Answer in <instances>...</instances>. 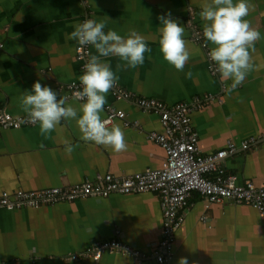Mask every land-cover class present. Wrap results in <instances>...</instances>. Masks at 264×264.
Returning <instances> with one entry per match:
<instances>
[{
	"label": "crops",
	"instance_id": "1",
	"mask_svg": "<svg viewBox=\"0 0 264 264\" xmlns=\"http://www.w3.org/2000/svg\"><path fill=\"white\" fill-rule=\"evenodd\" d=\"M210 0H0V107L21 117V128L0 127V194L7 190L41 189L81 183L100 173L127 176L163 166L166 151L151 138L164 130L160 110L141 108V100L155 99L174 109L193 99L205 102L193 114V128L203 154L238 145L222 161L238 183L264 182V0H249L247 17L261 33L250 49L252 70L231 89L208 58L214 47L191 39L186 22L191 10L203 28L202 6ZM171 13L185 29L190 59L178 71L160 51L159 16ZM87 19L103 21L105 32L127 36L131 29L143 35L151 48L143 65L125 67L118 57L105 58L119 76L107 93L101 114L108 127L119 125L126 149L86 142L75 119L61 120L46 138L39 123L29 121L21 104L24 91L35 82L47 85L78 110L70 84H80L85 61L77 58V42L68 39L74 26ZM96 54L94 47L90 55ZM121 65L117 68V65ZM191 71V78L186 73ZM82 87V85H80ZM132 93L134 100L126 96ZM108 104L125 112L110 118ZM143 125V128H141ZM253 138L249 148L241 141ZM73 146L66 154L64 141ZM214 176L213 173H210ZM183 222L175 233L174 255L167 263L143 261L117 251H104L95 259L92 247L118 237L152 253L156 236L165 229L162 197L157 191L115 192L81 197L73 203L8 210L0 207V264H264V217L257 207L232 201L209 202L194 193L182 210ZM83 259L72 258L82 251ZM78 256V255H77Z\"/></svg>",
	"mask_w": 264,
	"mask_h": 264
},
{
	"label": "built area",
	"instance_id": "2",
	"mask_svg": "<svg viewBox=\"0 0 264 264\" xmlns=\"http://www.w3.org/2000/svg\"><path fill=\"white\" fill-rule=\"evenodd\" d=\"M196 11L189 14L186 25L191 30V39L206 45L203 28L195 21ZM5 47L0 43V51ZM92 46L80 47L77 44V58L87 61ZM213 71H216L214 63ZM81 84H70L69 89L75 93L82 90ZM126 96L135 101L132 93ZM192 106L180 103L174 109L163 105L155 99L141 100V108L160 110L164 130L151 132V138L161 143L166 151L163 166L157 169H147L127 176L112 173H100L95 178L86 179L81 183L46 187L31 190L3 191L0 194V207L8 210L19 208H39L56 203H73L81 197L95 195L107 196L111 193H143L157 191L162 197V207L165 217L164 231L154 237L155 241L151 254L144 252L139 246L127 243L118 237L101 241L92 247L93 257L99 259L104 251H117L141 261L154 258L160 263H167L174 255V240L177 229L183 222L182 210L187 208L194 193L205 197L209 202L232 201L236 204H250L258 208L264 217V182L256 185L252 181L238 183L236 174H227L222 161L230 151L238 147L229 141V149H221L215 153L203 154L198 146V135L194 131L190 112L204 105L202 99H193ZM105 106V105H104ZM110 110V118L124 117L125 112L113 105L106 106ZM110 121V119H106ZM21 117L0 107V127L11 126L21 128L24 125ZM143 128V125H141ZM253 138L241 141L243 148L249 147ZM213 173L214 176H211ZM78 255V256H77ZM72 258H87L88 252L82 251Z\"/></svg>",
	"mask_w": 264,
	"mask_h": 264
},
{
	"label": "clouds",
	"instance_id": "3",
	"mask_svg": "<svg viewBox=\"0 0 264 264\" xmlns=\"http://www.w3.org/2000/svg\"><path fill=\"white\" fill-rule=\"evenodd\" d=\"M249 10V0H210L200 11V17L205 21L203 35L214 45L208 52V58L214 63L222 81L231 79L229 90L240 86L252 70L249 50H254L255 42L261 38V33L244 19ZM158 19L161 21L159 45L163 58L176 70L183 71L190 59L185 29L171 17V13ZM105 27L102 20L87 19L76 24L67 37L80 47L91 45L96 53L89 55L83 66V74L79 77L82 90L74 93L77 100L84 101L79 110L67 103V97L58 99L57 92L47 85L42 86L39 81L33 84L31 91H24L21 100L23 111L30 122L39 123L42 136L47 138L61 120L75 119L84 141L111 146L116 152L126 149L121 127H108V121L101 115L107 103V93L119 81V76L105 58L118 57L125 62V67L136 68L143 65L145 53H150L151 48L136 29L122 36L112 29L105 32ZM120 67L118 64L117 68ZM191 76V71L186 73L187 78ZM189 116L193 120V114ZM64 144L66 154L71 155L73 146L68 140ZM178 264H189V261L181 257Z\"/></svg>",
	"mask_w": 264,
	"mask_h": 264
}]
</instances>
